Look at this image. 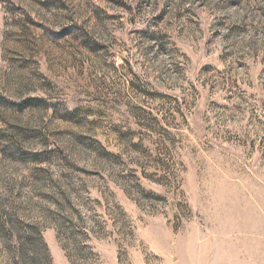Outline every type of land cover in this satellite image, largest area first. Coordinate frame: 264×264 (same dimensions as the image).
Listing matches in <instances>:
<instances>
[{
  "label": "rangeland",
  "instance_id": "obj_1",
  "mask_svg": "<svg viewBox=\"0 0 264 264\" xmlns=\"http://www.w3.org/2000/svg\"><path fill=\"white\" fill-rule=\"evenodd\" d=\"M0 264H264V0H0Z\"/></svg>",
  "mask_w": 264,
  "mask_h": 264
},
{
  "label": "trees",
  "instance_id": "obj_2",
  "mask_svg": "<svg viewBox=\"0 0 264 264\" xmlns=\"http://www.w3.org/2000/svg\"><path fill=\"white\" fill-rule=\"evenodd\" d=\"M44 246H45V248H46V252H47V255H49V249H48V247H47V244L46 243H44ZM25 247V244H23V247H22V257L25 259V251H26V249L24 248Z\"/></svg>",
  "mask_w": 264,
  "mask_h": 264
}]
</instances>
